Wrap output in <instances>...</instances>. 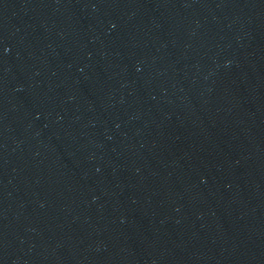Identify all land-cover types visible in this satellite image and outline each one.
I'll list each match as a JSON object with an SVG mask.
<instances>
[{
  "label": "water",
  "instance_id": "1",
  "mask_svg": "<svg viewBox=\"0 0 264 264\" xmlns=\"http://www.w3.org/2000/svg\"><path fill=\"white\" fill-rule=\"evenodd\" d=\"M0 264H264V0H0Z\"/></svg>",
  "mask_w": 264,
  "mask_h": 264
}]
</instances>
